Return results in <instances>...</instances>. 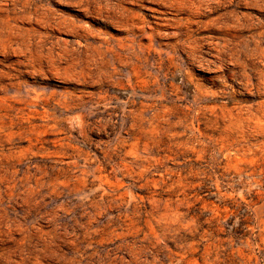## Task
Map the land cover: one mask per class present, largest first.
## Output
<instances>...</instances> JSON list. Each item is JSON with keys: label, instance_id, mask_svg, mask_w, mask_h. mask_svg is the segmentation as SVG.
I'll list each match as a JSON object with an SVG mask.
<instances>
[{"label": "rangeland", "instance_id": "obj_1", "mask_svg": "<svg viewBox=\"0 0 264 264\" xmlns=\"http://www.w3.org/2000/svg\"><path fill=\"white\" fill-rule=\"evenodd\" d=\"M0 264H264V0H0Z\"/></svg>", "mask_w": 264, "mask_h": 264}]
</instances>
